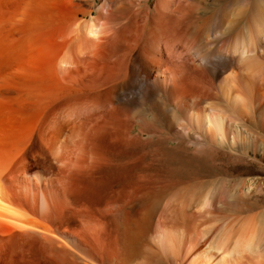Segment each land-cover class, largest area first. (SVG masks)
I'll use <instances>...</instances> for the list:
<instances>
[{
    "label": "bare ground",
    "instance_id": "6f19581e",
    "mask_svg": "<svg viewBox=\"0 0 264 264\" xmlns=\"http://www.w3.org/2000/svg\"><path fill=\"white\" fill-rule=\"evenodd\" d=\"M0 264H264V0H0Z\"/></svg>",
    "mask_w": 264,
    "mask_h": 264
}]
</instances>
